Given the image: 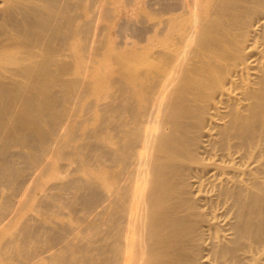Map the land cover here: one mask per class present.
Instances as JSON below:
<instances>
[{
	"label": "bare ground",
	"instance_id": "bare-ground-1",
	"mask_svg": "<svg viewBox=\"0 0 264 264\" xmlns=\"http://www.w3.org/2000/svg\"><path fill=\"white\" fill-rule=\"evenodd\" d=\"M204 2L0 0V264H264V0Z\"/></svg>",
	"mask_w": 264,
	"mask_h": 264
},
{
	"label": "rangeland",
	"instance_id": "rangeland-1",
	"mask_svg": "<svg viewBox=\"0 0 264 264\" xmlns=\"http://www.w3.org/2000/svg\"><path fill=\"white\" fill-rule=\"evenodd\" d=\"M202 4V7H209L213 3L214 0H205ZM159 0H110V6L118 9L120 11L125 10V13L130 16L132 19H136L137 22L140 20L141 16H135L141 14H146L148 16L149 23L155 24L157 23V9H158ZM169 4H177V6L184 5L182 4L185 0H166ZM113 12L112 14H114ZM117 14V13H116ZM114 16V15H113ZM109 25H112L110 21H103ZM114 29H118V26L112 27L109 31H105L104 33L96 34V41L90 47H84L80 45V49H78V55L76 62L72 65V73L76 75L77 78L83 79L86 83L87 87V95L86 100L84 102L85 105H89L92 100H95L99 95L98 92L106 91L104 88V82L106 81V74L108 73L109 66L107 63L108 59L111 56L121 55L122 51H113V46L116 42H119L121 39L124 41L130 40L133 43V47H135V37L133 35L127 34L126 36H117L114 40ZM81 44V43H80ZM156 39L154 41H150L148 44H142L140 48L136 50L145 51V52H153L155 50ZM158 48V47H157ZM131 49V45H130ZM135 50V51H136ZM132 51V50H130ZM67 50L62 51L61 57L64 60H68L66 56ZM125 53V52H124ZM115 70V69H113ZM109 90V89H108ZM111 92V90H109ZM107 115H103V112H98L96 114V119H106ZM65 176V173L62 174ZM40 217L37 213L31 210L30 207H27L24 210V217H31L32 215ZM23 218L17 220L14 229L20 232L21 224ZM8 233L5 231L3 237L7 238ZM18 245L21 247L27 245V240L25 238V234L19 236V240H17ZM31 243L36 244V241H32ZM9 247V245H7ZM37 261L45 262L44 257H38Z\"/></svg>",
	"mask_w": 264,
	"mask_h": 264
}]
</instances>
